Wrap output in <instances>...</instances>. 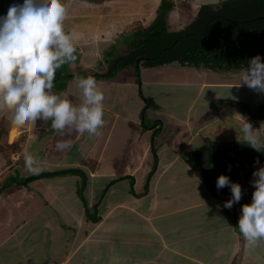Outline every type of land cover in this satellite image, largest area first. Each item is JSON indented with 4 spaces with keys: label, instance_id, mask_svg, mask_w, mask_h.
Returning <instances> with one entry per match:
<instances>
[{
    "label": "crops",
    "instance_id": "0c3cea01",
    "mask_svg": "<svg viewBox=\"0 0 264 264\" xmlns=\"http://www.w3.org/2000/svg\"><path fill=\"white\" fill-rule=\"evenodd\" d=\"M115 1L117 0H105L103 3L100 0H66L69 8L66 24L68 22L77 24L89 22L90 18L95 19L97 14L104 9L103 6L106 5V2L114 3ZM184 1L187 2L185 8L176 9L175 5L169 12L168 20L170 18L171 22L176 21L171 19L173 10H175L174 15L181 16V19L184 17L182 16L184 12L190 18V16L197 15L201 5L220 2V0ZM13 2L14 0H0V12H7ZM160 2L161 0L157 7ZM79 9L83 12H78ZM177 22L171 26V29L184 28L180 23L177 25ZM75 28L76 31H79L78 25ZM109 32L108 29V36H110ZM84 60L93 61L89 58H84ZM71 65L77 67V70L70 69L73 73L79 70L88 71V68H83L80 63ZM164 66H169V64L159 67ZM155 68H142L141 80L145 81L146 74L151 69L154 71ZM235 71L219 70L212 71L214 73L211 74L207 70L199 69V72L194 75L200 79L198 95H202L208 87H205V80L213 79L216 82H229L235 85L233 93H226L227 95L216 100L236 99L253 106L263 103L257 99L249 100L235 95L241 70ZM121 73L133 75L134 69L122 70L114 78L106 81L120 86L125 85L124 82L117 79ZM209 74L213 77L210 78ZM191 77H187L183 81L192 80ZM160 82L162 84L159 85V88L162 90L164 80L162 79ZM76 83L74 78L68 79L65 90L60 91L53 88V91L68 96L73 102H79ZM141 87L146 96H158L155 94L156 91L154 93L150 91V86H147L145 82H142ZM243 87L239 86L238 88ZM213 98L207 99V103L204 105L206 108L201 111L195 110L193 107L185 109L182 106L180 108L184 95H175L172 100L173 107L167 106L164 114L163 112L157 113L155 117L161 123V131L155 137L158 160H155L152 151L153 129H143L139 113L132 114L127 111L123 108L125 107L123 101H115L120 104L121 110L104 105V114L108 113L111 118L107 122V127L101 128L100 134L95 135L94 143H96L97 149L93 150L90 147L85 154L77 158H71L70 154L74 149L72 144L62 154L57 152L55 145L63 135L56 133L52 137L40 139L42 131H47V123L40 121L16 122L12 119L11 106L0 105V264H111L107 262L113 260H115L113 264H264V242L249 248L238 228L242 206L252 199L254 177L251 169L247 168L242 171L239 162L235 164L236 162L230 154L231 145L229 143L232 140H239V131L244 119L249 121L254 128H259L264 120L252 119L232 108L213 110L210 107ZM161 107L162 110L164 107L163 105ZM167 113L173 124L169 130H165L164 127V120H166L164 115L167 116ZM230 119L239 124L236 129L229 127L232 125H225ZM224 128L227 131H223ZM32 130L35 133H31L28 139L30 142L29 152L36 156L43 169L53 168L43 171L77 168L83 170L87 176L83 193L91 213L95 204L98 205L96 216L101 220L97 223L89 222L85 217L86 207L78 194L79 184L82 183L79 175H58L30 183V185L42 183L41 188L45 189L44 191H50L53 188L54 192L60 191L61 196L66 197L68 194V199L66 197L68 202L65 204L70 208L69 213L60 209V205L53 206L52 212H60L63 216H65L64 213H68L72 216V220L64 217L67 221L72 222V227H69L68 224L65 227L77 231V240L78 242L79 239L81 240L79 246H83V251L72 254V249L70 250L72 241L69 242L68 238L58 237V240L54 239L53 241L48 238L49 241H46L42 246L35 236H33L34 239L27 236L31 233L36 235L40 232L42 236L50 233V223L53 219L46 218L44 227H42V221L36 225L30 224L27 228L28 232L21 233L22 228L25 230L26 224L23 218L17 215L22 217L28 215L32 218L37 214L35 207L38 210L42 197L46 198V196L41 192L42 195H28L31 193L30 185L13 183L15 174L22 176L21 178L32 174L25 170L24 164L15 163V160L11 159L8 148L26 135L25 131ZM182 130L185 132L186 140L181 141L182 145L177 147L178 149L174 145L179 141L172 145H166L173 135H180ZM228 132H231L232 136L227 137ZM13 133L15 136L12 137ZM75 134L77 133L74 132L71 136L70 132L67 133L71 136L70 140L73 144L77 139L73 138ZM99 136H101L100 139ZM199 137L204 140L201 138V143L195 145ZM207 149L214 156V161L211 163L213 175L209 183L206 182L201 172L197 173L194 162V157ZM183 155L186 158L182 157ZM96 156L98 159H94ZM231 164L236 167V170H233ZM90 168H96L99 173L107 171L106 173L109 174H96L97 172H93ZM221 174L229 176L233 182H238L242 187V198L238 203H234L232 208L224 207L225 201L232 195L230 187L221 189L216 187L217 179ZM9 179H12V185L6 186ZM62 186H64L63 191ZM73 192L77 193L76 197L72 194ZM244 194L249 195L244 196ZM116 196L118 197L117 201L114 199ZM30 200H32L31 203L26 205L25 203ZM10 204H12L11 210L7 207ZM81 215L84 220L89 222L88 225L83 226L79 219ZM132 215L142 217L140 222L145 224L144 230L136 228L137 233L142 230L144 234L140 235L143 237L142 240L134 241V248L139 247L138 251L142 248L145 255L141 256L134 250L135 252L125 253L124 256L102 257L105 247L100 246L101 242H97L100 233L103 234V239H107L108 233L113 231L114 226L110 223L113 220L120 222L116 217L125 218ZM85 227H89L93 235L91 239L90 236H83L84 239L80 237L81 229H83V233L89 231ZM149 241L156 243H149ZM76 244L78 243L76 242ZM72 245L74 246V244ZM154 248H157V251L153 252ZM107 249L114 251L111 246Z\"/></svg>",
    "mask_w": 264,
    "mask_h": 264
},
{
    "label": "clouds",
    "instance_id": "9594fccd",
    "mask_svg": "<svg viewBox=\"0 0 264 264\" xmlns=\"http://www.w3.org/2000/svg\"><path fill=\"white\" fill-rule=\"evenodd\" d=\"M68 14L66 0H14L6 14L0 12V105L11 106L16 122L51 121L52 130L61 135H99L105 122V95L95 77L74 75L79 102L53 91L57 70L66 63L71 69L77 59L74 33L65 29ZM236 86L264 93V58L260 54L241 69ZM238 138L264 153V122L254 128L244 119ZM68 146L66 141L55 145L57 151ZM23 159L28 173L44 170L32 153L26 151ZM253 177L252 201L242 206L238 222L249 248L264 242V165L254 170ZM216 187L231 189L226 208L242 198L241 185L225 174L218 177Z\"/></svg>",
    "mask_w": 264,
    "mask_h": 264
},
{
    "label": "rangeland",
    "instance_id": "374dc122",
    "mask_svg": "<svg viewBox=\"0 0 264 264\" xmlns=\"http://www.w3.org/2000/svg\"><path fill=\"white\" fill-rule=\"evenodd\" d=\"M8 1H11V0H8ZM100 1H103L104 3L105 0H100ZM222 1L224 0H220V3ZM158 2L159 0H117L114 3L106 2L105 3L106 5L103 6L104 9H102L97 14V17L95 19L90 18L91 21L89 20V22L78 23V24L68 22L66 24V21H65L66 31L74 33V36H75L74 43L76 44V47H77V52H76L77 59L74 61V63H78V64L80 63L83 68H88V72L107 71L108 64L106 62V58L104 57L105 53L108 52V50H110L114 46V44L116 45V47L113 53L115 52L116 54L113 57H116L118 54L126 53L129 50L128 49L129 46L125 38L128 39L129 36L135 34L141 28L149 27L150 23L153 21V19H155L157 15ZM186 4L187 2H185L184 0L174 1V6L176 5L177 7L176 9L185 8ZM77 11L83 12V10L81 9ZM174 11L175 10H173L171 13V19L173 20L175 19L176 21H178L177 25L180 23L182 28L183 27L185 28L186 26H188L197 16V15L195 17L190 16L189 18L188 16L185 15V12H184V14L182 15L184 17L183 19H181L182 18L181 16L179 17V16L174 15ZM84 13L86 14V12ZM2 14H6V12H2ZM176 21L171 22L169 18L168 23H169L170 28L171 26H173V24L176 23ZM76 25H78L79 31H76V28H75ZM83 25H85L84 28H83ZM108 29L110 30L109 32L110 36L107 35ZM84 58H89V59H92L93 61L88 62V61H85ZM70 67L71 69L77 70L76 66L71 65ZM240 70L238 69L235 72H238ZM62 72H63V75H66V76L68 73H70L68 70V67L64 68ZM198 72H199L198 68L182 66L178 63H172V65L169 64V66L155 68L154 71L151 69L146 74V80L145 81L141 80V83L145 82L147 86H150L149 88L150 91L153 93L156 91L157 93L155 94H158V96L152 97V96H146L145 94L144 95L148 98H153L154 100H158L161 103V105H163L164 107L162 110H161L162 107L158 101H156L158 105L157 108L146 105L145 101L142 99V96L140 95V88H139L140 84L137 81L135 72L133 73V75L129 73L128 74L121 73L120 75H118V78H117L118 81L124 82L125 85L120 86V85H116L115 83L106 81L110 79H100L97 82L99 86L101 87V89L103 90L104 95H105L104 105H109L113 107L112 109H114L115 107L117 110H121L120 104L116 103L115 101L117 100L123 101L124 102L123 104H125V107L123 108H125L127 111H130V113L132 114H134L135 112H138L139 118L141 120H142L143 113H145L147 120L152 121L156 119L155 116H157V113L163 112L164 114L167 109V106H169V108L173 107L174 104L172 100L175 95H182V94L184 95V100L183 102H181L180 108L182 106L185 107V109L189 107H193V109L195 110L199 109L202 111V110H205L206 108V106L204 105L207 103L206 102L207 99L214 97L213 100H216V99H220L219 97H222L223 95H227L226 93H229V94L233 93V89L235 86L233 83H229V82L222 83V82H216L213 79H209V80H205L206 81L205 87L208 86L207 89L204 91L202 95L201 94L198 95L199 87H200V79L194 76ZM208 73L212 74L214 72L209 70ZM211 74H209L210 78L213 77L211 76ZM190 76H192L191 77L192 80L183 81V79H187V77H190ZM162 79L164 80V85L161 90L159 88V85L162 84V82H160ZM238 83H239V79L237 81V84ZM235 95H239L249 100L257 99L261 102H264V93H258L255 90L248 88L247 86H244L241 89L238 88V86H236ZM213 100H211V103ZM164 117L166 118V120H164L165 130H169L173 127V124L171 123L172 122L171 118L168 117V113H167V116L164 115ZM110 118L111 117L108 115V113L104 114L105 122H104V125L102 126L103 129L107 127V122L108 120H110ZM225 125L227 126L232 125L229 127H233L236 129L239 124L236 123L235 120L230 119L228 121V124L225 123ZM220 126H218V128H220ZM223 131H227V129L224 128ZM31 133L33 134L35 133V131L34 130L25 131L26 135H24L16 143L9 146L10 148H8V150L10 152L11 159H14L15 163L19 162V163L24 164L23 157L26 151L29 152L30 142L28 141V139L30 138ZM70 133L72 136L74 132H70ZM71 136L67 135L66 133L59 140V141L68 142L69 146L71 144L74 146V149L70 154L71 158L81 157L83 154L87 152V150L90 147L93 150L97 149L96 143H94L97 135L96 136L89 135L87 133H83L79 137H76V135H74L73 138L74 139L77 138L74 140V144L71 143V140H70ZM101 136H99V139L101 138ZM226 136L227 137L232 136L231 132H228ZM185 138H186L185 132H183L182 130L180 135L178 136L173 135V138L170 139V141H168L166 145H169V144L172 145L173 143L179 141L178 143L174 145V147L178 149L177 147H180V145H182L181 141L186 140ZM201 138L202 137L197 138L195 145H198L201 143V140H200ZM87 145H90V146L87 147ZM67 149L68 148H66L65 150ZM63 151H57V152H60L62 154ZM182 157L186 158L185 155H183ZM95 158L98 159L97 156L94 157V159ZM49 169H53V168H44V170H49ZM91 170L93 172H97L96 168H93ZM106 172L100 171V173L97 172L96 174H109ZM15 175H16V179H21L22 177V176H17V174ZM8 181L11 182L12 179H9ZM13 183H15V181H13ZM30 186L31 188L30 187L29 188L31 189V193H29L28 195L40 194L41 192L42 194H45L46 198L42 197V201H40L41 205L39 206V209L37 210V207H35L37 214L33 215L32 218L28 215L22 217L16 214L18 217L23 218L26 224L25 230L22 228L21 233L26 232L30 224L36 225L39 221H42L43 222L42 227H44L45 226L44 222H46V218H49V220L53 219L50 223V228H49L50 233H47L44 236H42L40 232L37 233L36 235H34L35 233H31V234H28L27 236L31 238L35 236V239L41 242L42 246L45 245L46 241H49L47 240L48 238H50L51 241H53L54 239L58 240V237L59 238L61 237V239L68 238L69 242L72 241V243L70 244V250L72 249L71 250L72 254L73 252L77 253L81 251L83 249V246H79L81 243V240L79 239V242L77 240L78 238L76 236L77 231L75 229H70L69 227H72V222L67 221V219L72 220V216L68 214L70 211V208L67 207V205L65 204L68 202L67 200L68 194L66 196L67 197L66 199L65 196H61L62 194L60 191L54 192L53 188L50 191L49 190L44 191L45 189L41 188V186H43L42 183L41 184L37 183L34 185L32 184ZM61 189L63 191L64 186H62ZM32 190L34 191L32 192ZM72 194L75 197L77 196L76 192L75 193L73 192ZM247 195L249 194H244V196H247ZM114 199L115 201H117L118 197L116 196ZM32 200L27 201L25 204L29 205ZM251 201L252 199H249L248 203H251ZM36 205L38 206V204ZM55 205H60L59 208L65 210V212H68V213H64L65 216H63L60 212H52L54 209L53 206ZM11 206L12 204L7 206L9 210H11L10 209L12 208ZM82 216L83 215L79 216L80 221H82L81 223H83V226L88 225L89 222L87 220H84ZM64 217H66L67 219H65ZM116 218H118L120 222L113 220V222L110 223V225H114V226H113V231L108 233L109 236H107V239L105 238L103 239L102 238L103 234L100 233V238L97 241V242H101L100 246L105 247L104 249L105 253L102 255V257L109 258L110 256H114V257L121 256V255L124 256L126 255L125 253L135 252L134 250H136L137 251L136 253H138L141 256L145 255V251L142 248H141L142 250L140 249L139 251H138L139 247L134 248V243H135L134 241L142 240L143 237H141L140 235H144L142 230H144L145 224L144 222H140V220H142V217H134L132 215V216H126L125 218L120 217V216ZM79 219H78V222H80ZM67 224L69 227H65ZM75 224L77 225L76 222ZM136 228H139L142 230L137 233ZM85 229L89 230V227H85ZM79 234H81L80 237L90 236L89 237L90 239L93 237L90 230L86 233H83V229H81ZM76 242L78 244H76ZM20 243L22 242L20 241ZM149 243L155 244L156 242L149 241ZM72 244H74V246ZM109 246L113 248L114 253L110 249L106 250V248H108ZM152 251L153 252L157 251V248L152 249ZM147 253H151V252H147ZM113 261L107 262V263L113 264ZM119 264H127V263H119Z\"/></svg>",
    "mask_w": 264,
    "mask_h": 264
},
{
    "label": "trees",
    "instance_id": "16d2710c",
    "mask_svg": "<svg viewBox=\"0 0 264 264\" xmlns=\"http://www.w3.org/2000/svg\"><path fill=\"white\" fill-rule=\"evenodd\" d=\"M174 7V0H161L157 7V15L148 28H141L125 40L129 50L126 53H116L114 45L105 55L108 69L105 72L77 71L73 73L68 63L58 69L54 80V89L65 90L68 79L74 75L93 76L96 80L114 78L122 70L133 68L139 82L140 95L147 106L158 107L153 98L144 95L141 87V69L155 68L166 64L178 63L182 66L205 69L207 71H233L248 66L251 57L260 54L264 58V0H224L218 4H203L198 10L196 18L185 28L172 30L168 23V15ZM70 73L63 75L64 68ZM213 110L222 108L236 109L252 119L264 120V102L253 106L236 99L214 100L210 104ZM160 120H147L143 113L141 125L143 129H153L152 151L158 160L155 137L161 131ZM47 131H42L41 138L52 137L57 132L51 128V121L47 122ZM46 134V135H45ZM76 137L82 134H75ZM193 156V154H191ZM191 160V159H190ZM79 175L81 177L78 194L82 198L86 211L85 217L89 222L97 223L101 220L96 216L98 205L93 212L88 208L84 197V187L87 176L83 170L77 168L56 171H43L15 182L29 186L30 183L58 175ZM18 176V175H17ZM12 182H6V186Z\"/></svg>",
    "mask_w": 264,
    "mask_h": 264
},
{
    "label": "water",
    "instance_id": "95a60500",
    "mask_svg": "<svg viewBox=\"0 0 264 264\" xmlns=\"http://www.w3.org/2000/svg\"><path fill=\"white\" fill-rule=\"evenodd\" d=\"M229 143L231 145L230 154L235 161H239L241 163L242 170L249 168L251 169L253 174L255 169L259 168L261 165H264V153L257 152L255 149L250 147L247 142L241 141L239 139V140L229 141ZM257 158H259V163H257ZM212 161H214V156L208 149L205 152L197 154L194 157L196 171L198 174L201 172V175L205 177L207 183H209L210 178L213 175V169L211 168ZM134 264H156V263H134Z\"/></svg>",
    "mask_w": 264,
    "mask_h": 264
},
{
    "label": "flooded vegetation",
    "instance_id": "af4514ba",
    "mask_svg": "<svg viewBox=\"0 0 264 264\" xmlns=\"http://www.w3.org/2000/svg\"><path fill=\"white\" fill-rule=\"evenodd\" d=\"M235 162H236V163H235ZM235 162H234L235 164L238 163L237 161H235ZM239 164H240V163H239ZM231 166L233 167V170H236V169H235V168H236L235 166H233L232 164H231Z\"/></svg>",
    "mask_w": 264,
    "mask_h": 264
},
{
    "label": "bare ground",
    "instance_id": "6f19581e",
    "mask_svg": "<svg viewBox=\"0 0 264 264\" xmlns=\"http://www.w3.org/2000/svg\"><path fill=\"white\" fill-rule=\"evenodd\" d=\"M13 136H15L14 133H13L12 137H13Z\"/></svg>",
    "mask_w": 264,
    "mask_h": 264
}]
</instances>
